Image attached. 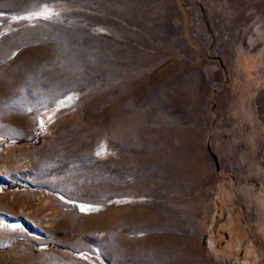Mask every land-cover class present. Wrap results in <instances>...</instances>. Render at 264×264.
<instances>
[{
	"label": "rangeland",
	"instance_id": "374dc122",
	"mask_svg": "<svg viewBox=\"0 0 264 264\" xmlns=\"http://www.w3.org/2000/svg\"><path fill=\"white\" fill-rule=\"evenodd\" d=\"M0 225V264H264V0H0Z\"/></svg>",
	"mask_w": 264,
	"mask_h": 264
},
{
	"label": "snow or ice",
	"instance_id": "6c2138e0",
	"mask_svg": "<svg viewBox=\"0 0 264 264\" xmlns=\"http://www.w3.org/2000/svg\"><path fill=\"white\" fill-rule=\"evenodd\" d=\"M51 15H53V13L51 12L50 9H42V10H39V11H36V12H33V13H30L28 17H25V18H28V19H31V18H45V19H48L51 17ZM69 99H71L69 97ZM99 154V153H98ZM85 209H81V211H84ZM0 227H3V225H0ZM13 228H16V227H19L18 225H14L12 226Z\"/></svg>",
	"mask_w": 264,
	"mask_h": 264
},
{
	"label": "water",
	"instance_id": "95a60500",
	"mask_svg": "<svg viewBox=\"0 0 264 264\" xmlns=\"http://www.w3.org/2000/svg\"><path fill=\"white\" fill-rule=\"evenodd\" d=\"M213 158H214V161H215V163H216L217 161H216V158H215V156H213Z\"/></svg>",
	"mask_w": 264,
	"mask_h": 264
}]
</instances>
